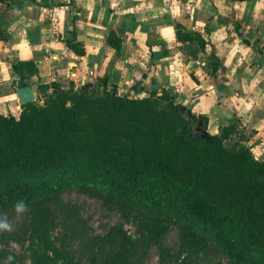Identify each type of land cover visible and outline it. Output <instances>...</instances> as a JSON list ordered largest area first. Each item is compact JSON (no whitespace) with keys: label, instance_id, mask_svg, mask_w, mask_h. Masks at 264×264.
<instances>
[{"label":"trees","instance_id":"1","mask_svg":"<svg viewBox=\"0 0 264 264\" xmlns=\"http://www.w3.org/2000/svg\"><path fill=\"white\" fill-rule=\"evenodd\" d=\"M209 62L219 63L213 54ZM105 84L107 78L103 77L90 89L57 88L45 108H37L34 101L22 104L19 119L0 113V136L4 137L0 142V216L16 215L17 202L27 205V229L10 237L27 242L29 264H133L151 246L162 249L165 264H264V162L255 157L248 141L223 143L227 140L223 133L201 137L197 126L203 129L207 118L190 111L182 116L185 109L170 97L168 106L180 115L177 129L167 126L163 131L162 121L157 130L153 127L160 124L146 117V130L138 137L142 146L125 154L122 149L117 151L118 161L128 155L133 166L126 169L116 164L118 161L98 160L88 153L91 135L83 130L88 120L85 114L90 105L98 104L94 118L100 119L98 115L109 100L111 105L123 100L117 95L116 84L109 83L111 94L104 92ZM95 93L98 97L92 98ZM233 127L225 128L237 135ZM160 138L168 141L172 156L194 140L206 142L209 146L200 148L197 155L199 158L205 151V160L211 161L192 164L172 159L168 164L158 154L162 151ZM136 154L145 160L137 162ZM189 185L197 187L199 194L187 190ZM72 190L114 205L135 226L139 240L132 241L119 226L103 235L90 233L77 206L65 198V192ZM61 215H66L83 242L81 258L72 257L53 239ZM170 224L178 228L175 249L162 244ZM237 227L239 242H244L239 249L233 241ZM9 256L13 259L6 264H25L18 254L0 249V261Z\"/></svg>","mask_w":264,"mask_h":264},{"label":"crops","instance_id":"2","mask_svg":"<svg viewBox=\"0 0 264 264\" xmlns=\"http://www.w3.org/2000/svg\"><path fill=\"white\" fill-rule=\"evenodd\" d=\"M103 77L123 92L168 87L210 133L237 123L264 142V0H0L1 114L22 110L18 87L36 100V84Z\"/></svg>","mask_w":264,"mask_h":264},{"label":"rangeland","instance_id":"3","mask_svg":"<svg viewBox=\"0 0 264 264\" xmlns=\"http://www.w3.org/2000/svg\"><path fill=\"white\" fill-rule=\"evenodd\" d=\"M205 71L206 68L203 69V72ZM100 80L101 79H98L96 80V82H100ZM36 85L37 86L35 87L38 92V99L34 100V102L37 108H45L48 105L47 102L49 101V98L54 95V92L57 88H60L62 90L71 89L74 91H80L83 87V85L80 86V82H78L77 84L71 82L63 88L58 86L57 84H55L56 86L52 87V84L51 89H49V86L46 85ZM91 87L87 88L90 89ZM150 88L151 89L139 88L136 91L129 90L123 92L117 87V95L121 96L123 100L118 101L113 105H111V100H109L107 102L106 108H104V110H101L100 115H98L100 119L94 118L95 116H97V111H99V109H97L98 104L90 105V111L85 114L86 116H88V120H86L83 126V130L88 131L91 135V138H88L87 140V145H89L90 147V151L88 152L91 154L90 156H95L98 160H101L103 158L110 159L113 163L115 161H118L120 157L117 155L118 150L122 149L125 154V152H130L134 148H140L143 141L139 140L138 137H142L144 135L148 124L146 117H148V119L150 120L153 119L152 123H155L156 125L162 123L163 121V131H165V127L167 126H171L173 129H177L178 126H180V115H178L172 108L168 106L170 97L172 98L174 103L182 105L185 109V112L182 116H185L184 114L187 113V111H190L192 114H194V112H192L189 108L187 99H185L181 93H177L176 91L173 92L170 88L165 86L152 85ZM104 92H106L107 94H111V86L109 85L108 81L107 84L104 85ZM88 95L90 94L88 93ZM91 97L93 98L98 96L95 93L94 95H91ZM135 100L136 102H131ZM66 104L70 106L69 104L71 103L69 100H67ZM52 106L56 105L51 104L50 107ZM30 110L31 109H25V111L27 112H29ZM34 111L35 110H33V112ZM150 112L151 114H149ZM22 113L23 112L21 110L20 113L15 116V118L19 119L22 116ZM199 114L200 113H198V115ZM83 115L84 114H82V116ZM194 115L196 116L197 114ZM231 124L234 126V130H238L237 135H234V133L230 131L231 128L226 129V126L219 128L218 132L214 133V135H221V133L225 134L227 140L223 141V143H227L229 141L233 142L237 139H241L242 141L246 139L248 141V135L244 133V131L238 126V124ZM0 126H2V124H0ZM160 127L161 124L153 128H156L158 130ZM7 128L8 126H6V129ZM213 128L214 126H211V128L208 127V121L206 120L203 129L207 130L210 133L211 131H213ZM106 129L108 130V132H105L107 131ZM102 132H105L106 135H103ZM196 132L197 131H195V133ZM210 134L213 135V133ZM3 138L4 137L0 136V142ZM222 139L224 140L225 138ZM160 140V143H162V151H158V154L159 156L161 155L163 161L168 162V164L172 162V159L174 163L178 161L184 162L185 160L191 162L192 164H199L202 161L209 164V162L211 161L205 160V151L199 154V158L197 155L200 148L206 147V145L209 146L206 142L194 140L191 146L182 147V150L176 156H172L170 152L171 147L168 141H165L162 138H160ZM263 144V141H259L252 144L251 146L255 157L258 160L264 162V152L261 149ZM104 154H106L107 157H103L102 155ZM127 157L129 156H125L123 160H119L116 164H119L121 168L123 166H127L126 169L130 168L129 166H133L134 163H131L129 159H127ZM135 160L137 162H141L142 160L144 161L145 158L142 157L141 159L136 154ZM184 175L188 178L192 176V174L190 173H184ZM177 188L181 189V187ZM188 189L191 190L195 195H198V191H200H196L197 187L194 188V186L192 185H189V188H187V190ZM181 190L185 191L186 188H183ZM65 198L71 200L77 206L81 215V221L83 220L85 222L86 227L87 229H89L90 233L95 235H103L110 228L119 226L123 228V230L128 234L129 238L132 241L139 240L140 235L136 231L135 226L131 223H128L114 205L106 204L100 198L92 197L88 194H84L76 190L66 191ZM6 216L8 221L11 223L12 230H0V249H3L5 253L14 252L18 254L22 257L25 264H29V251L27 249V242L17 241L10 237L12 234H21V232L27 229L29 224L28 216H26L25 214ZM65 216L66 215H61L59 219H56V225L53 231V239L59 248L63 249L72 257L81 258L83 256V242H81L77 235H75L72 223H70ZM2 217L3 216H0V218ZM247 229L244 230L249 235L250 231L249 229L247 231ZM239 230V227H237L233 232V235L236 236V239H233V241L235 242L237 249H239V246L244 243L241 240L239 242V239H241V235L238 233ZM177 242L178 228L175 224H170L168 225L162 244L169 249H175L177 246ZM165 257L166 255L162 251V249H160L158 246H151V248L142 256V258L135 260L133 264H165ZM7 260L8 259L0 261V264H6Z\"/></svg>","mask_w":264,"mask_h":264},{"label":"water","instance_id":"4","mask_svg":"<svg viewBox=\"0 0 264 264\" xmlns=\"http://www.w3.org/2000/svg\"><path fill=\"white\" fill-rule=\"evenodd\" d=\"M16 95L21 104L32 102L36 98L32 87L29 85L16 88ZM184 115L186 116V113ZM199 123H201V121H199ZM197 131L201 137H209L207 130L202 129L200 125L197 126Z\"/></svg>","mask_w":264,"mask_h":264},{"label":"clouds","instance_id":"5","mask_svg":"<svg viewBox=\"0 0 264 264\" xmlns=\"http://www.w3.org/2000/svg\"><path fill=\"white\" fill-rule=\"evenodd\" d=\"M14 210L17 215H23L28 211V207L24 202L20 201L16 203V205L14 206ZM0 230H6V231L12 230L11 223L8 221L6 215L0 218ZM12 259L13 257L11 256L8 257L9 261H11Z\"/></svg>","mask_w":264,"mask_h":264}]
</instances>
